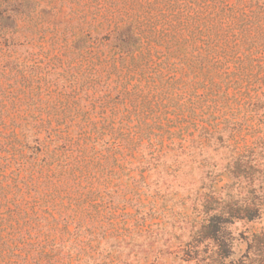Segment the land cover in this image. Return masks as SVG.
<instances>
[{"label":"trees","instance_id":"16d2710c","mask_svg":"<svg viewBox=\"0 0 264 264\" xmlns=\"http://www.w3.org/2000/svg\"><path fill=\"white\" fill-rule=\"evenodd\" d=\"M63 2L0 0V109L25 107L21 137L38 143L50 181L127 175L150 188L153 174L200 170L190 214L168 209L193 216L181 263L264 264V225L240 231L235 253L236 223L264 218V0H86L68 13ZM49 31L73 40L47 69L35 49ZM86 218L62 221L79 248L108 235Z\"/></svg>","mask_w":264,"mask_h":264},{"label":"rangeland","instance_id":"374dc122","mask_svg":"<svg viewBox=\"0 0 264 264\" xmlns=\"http://www.w3.org/2000/svg\"><path fill=\"white\" fill-rule=\"evenodd\" d=\"M88 6L86 0L63 2L67 13ZM72 40L70 36L67 40L54 38L53 32H47L44 41L36 43L35 51L40 53L37 60H43L42 65L47 69L61 60L64 62L62 48ZM25 117L22 105L10 104L0 109V264H182L181 250L192 233L193 216L175 217L168 209L184 211L185 208L190 214L194 194L186 200L188 188L193 186L189 182L194 177L198 180L202 171L191 174L187 167H182L175 174L156 173L149 180L150 188L140 186L127 175L120 182L114 179L119 185L95 182L76 187L53 183L48 177L49 167L42 166L45 155L38 150V143L21 137L19 124ZM211 163L216 165L210 169L219 171L225 160L217 155ZM132 174L140 177L139 170ZM72 217L86 218L91 230L106 231L108 235L79 248L72 237L63 234V218L72 220ZM162 221L163 225H154ZM263 225L264 218L236 223L237 256L247 247L239 232ZM75 228V223L69 226L70 230ZM125 230L133 234L128 245L118 242L121 238L115 235ZM87 240L88 235L84 241ZM196 262L192 260L190 264Z\"/></svg>","mask_w":264,"mask_h":264}]
</instances>
